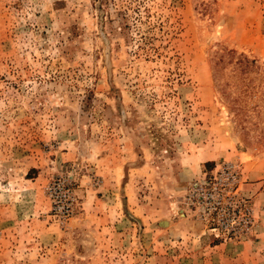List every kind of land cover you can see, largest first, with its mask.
Segmentation results:
<instances>
[{
  "label": "rangeland",
  "instance_id": "374dc122",
  "mask_svg": "<svg viewBox=\"0 0 264 264\" xmlns=\"http://www.w3.org/2000/svg\"><path fill=\"white\" fill-rule=\"evenodd\" d=\"M221 159L243 240L178 208ZM0 264H264V0H0Z\"/></svg>",
  "mask_w": 264,
  "mask_h": 264
},
{
  "label": "built area",
  "instance_id": "2783aa9c",
  "mask_svg": "<svg viewBox=\"0 0 264 264\" xmlns=\"http://www.w3.org/2000/svg\"><path fill=\"white\" fill-rule=\"evenodd\" d=\"M241 184L238 163L221 159L187 185L181 202L211 237L243 240L254 232L255 217ZM42 193L48 202L47 214L57 225L65 224L80 209L71 181L66 178L46 183Z\"/></svg>",
  "mask_w": 264,
  "mask_h": 264
},
{
  "label": "crops",
  "instance_id": "0c3cea01",
  "mask_svg": "<svg viewBox=\"0 0 264 264\" xmlns=\"http://www.w3.org/2000/svg\"><path fill=\"white\" fill-rule=\"evenodd\" d=\"M210 167H211V166H210ZM210 167H209V168H210ZM209 168H203L204 170H202V172L209 170ZM202 172H200V173L202 174ZM201 174H200V175H201ZM200 175H199V176H200ZM199 176H198V177H199ZM98 205H99V204H98ZM178 208L181 209V211H180L179 209H178V210L182 213V218L185 219V215H184V213H185V212H189V211H187L186 208H183L182 206H180V207H178ZM178 220H179V218H178ZM178 220H176V221H178ZM176 221H175V222H176ZM179 221H180V220H179ZM175 222L169 221L168 224L171 225V226H173ZM204 228H205V227H204ZM194 234H195V233H194ZM195 235H196V234H195ZM208 235H209V234H208ZM212 238H213V237H211V239H212ZM214 239H217V238H213L212 241H215ZM218 240H219V239H218Z\"/></svg>",
  "mask_w": 264,
  "mask_h": 264
},
{
  "label": "water",
  "instance_id": "95a60500",
  "mask_svg": "<svg viewBox=\"0 0 264 264\" xmlns=\"http://www.w3.org/2000/svg\"><path fill=\"white\" fill-rule=\"evenodd\" d=\"M162 223H164V221H162Z\"/></svg>",
  "mask_w": 264,
  "mask_h": 264
}]
</instances>
